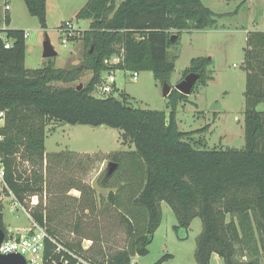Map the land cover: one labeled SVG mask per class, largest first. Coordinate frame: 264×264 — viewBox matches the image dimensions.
<instances>
[{
	"label": "trees",
	"instance_id": "obj_1",
	"mask_svg": "<svg viewBox=\"0 0 264 264\" xmlns=\"http://www.w3.org/2000/svg\"><path fill=\"white\" fill-rule=\"evenodd\" d=\"M22 1L29 16L45 29L46 0ZM217 17L201 0H87L76 18L90 21L89 28L69 39L81 42V63L69 69H55L52 62L41 69H26L25 31L0 30L5 35L4 40L0 38V112L4 113L0 157L5 183L21 206L43 193V164L46 171L47 167L57 168L53 161H80L75 153L46 155L50 123L119 130L122 145L129 147L111 155L117 166V189L108 195L109 202L121 210L126 246L101 261L87 259L93 264H137L132 263L134 257L146 256L161 223L162 202L174 214L176 233L187 231L196 218L201 221L197 264H210L213 254L224 264H260L264 248V112L256 107L264 103V32H253L246 39L242 150L195 148L192 136L196 132L183 133L176 122V109L187 96L174 89L167 96L168 114L133 108L123 92L117 98L94 96L102 75L110 71L148 72L159 84H168L178 57H169L168 49L182 32L213 28ZM5 21L8 26V19ZM172 35L175 43L170 40ZM112 57L119 62L108 65ZM210 65L209 58L191 59L182 79L193 73L205 85L211 80ZM85 71L92 76L80 90L78 85L53 87L54 83L72 84ZM25 164L27 169L22 167ZM77 191L83 195L81 188ZM2 209L0 204V229L7 235ZM43 211L41 205L32 207L29 216L55 243L83 257L80 244L74 247L55 237ZM61 255L54 244L45 241L42 264H57ZM170 258L164 255L153 264H164Z\"/></svg>",
	"mask_w": 264,
	"mask_h": 264
},
{
	"label": "rangeland",
	"instance_id": "obj_2",
	"mask_svg": "<svg viewBox=\"0 0 264 264\" xmlns=\"http://www.w3.org/2000/svg\"><path fill=\"white\" fill-rule=\"evenodd\" d=\"M12 3L11 20L17 29L28 33L25 39L24 67L41 69L52 62L55 69L78 67L82 58V44L66 40L59 32L62 22H70L75 37L88 30L90 21L76 18L77 12L87 0H47L46 28L41 29L36 18L29 16L22 0ZM202 4L218 17L213 28L204 31L182 32L178 42L171 46L169 57L177 55L168 85L171 89L181 81L191 59H211L208 80L205 85L196 83L192 94L176 109V122L183 133L196 132L192 145L201 150L244 148V92L246 71L244 68L246 39L253 32H264V0H201ZM3 21L0 18V30ZM0 38L5 39L4 33ZM48 40L56 52L52 58H43V44ZM176 38L174 40V43ZM133 72L114 73L115 91L130 97L133 108L169 113L167 97H163V85L156 82L148 72H138L136 81ZM92 73L85 71L72 84L54 83L53 87L85 86ZM97 98H105L97 90ZM215 105V106H214ZM216 107V109H212ZM264 112V103L256 107ZM120 131L108 127H90L52 122L46 128V153H75L69 163L56 161L42 174L45 179L43 193L32 196L17 210L11 208L9 197L1 198L2 223L14 233L25 232L30 227L32 207L41 205L47 227L63 243L81 246L84 258L101 261L125 248L126 226L121 221V210L108 200L109 193L117 189L112 153L129 149L122 145ZM96 154V155H95ZM71 155V154H70ZM90 155L87 159L86 156ZM95 155V156H94ZM69 159V158H68ZM24 169L28 165L22 166ZM73 185L74 189L69 190ZM83 190L81 196L77 189ZM161 223L147 247L148 254L132 259V263L153 264L164 255H169L164 264H197L195 260L196 238L202 230L201 221L194 219L187 231L176 233V219L169 206L160 203ZM264 264V248L260 254ZM210 264H224L213 255Z\"/></svg>",
	"mask_w": 264,
	"mask_h": 264
},
{
	"label": "built area",
	"instance_id": "obj_3",
	"mask_svg": "<svg viewBox=\"0 0 264 264\" xmlns=\"http://www.w3.org/2000/svg\"><path fill=\"white\" fill-rule=\"evenodd\" d=\"M3 7L5 12L9 10V6L6 5L5 2H3ZM59 32L64 37L62 44L65 45L66 40H69L74 35L75 31L73 30V26L70 22H64L59 26ZM27 36L28 33L25 32V38H27ZM5 47L8 48L9 43H6ZM118 62L119 59L117 57H112L108 61V65L117 64ZM115 72L116 71H110L102 75V81L96 88L101 95H110L113 91H115ZM136 79L137 72H133L132 80L136 81ZM3 121L4 113L0 112V126L3 125ZM5 196L12 200V209L17 210L18 207H21L5 183V166L2 158L0 157V201L2 200L1 198ZM28 218L31 221L30 227L25 232L14 233L13 231L8 230L7 235H5L2 243L0 244L1 255L18 254L24 258L26 264H42L45 241L48 240L56 246V251L62 254L57 264H69V259L74 261L73 264H93L89 260L78 256L55 243L43 227L36 224L30 216H28Z\"/></svg>",
	"mask_w": 264,
	"mask_h": 264
},
{
	"label": "water",
	"instance_id": "obj_4",
	"mask_svg": "<svg viewBox=\"0 0 264 264\" xmlns=\"http://www.w3.org/2000/svg\"><path fill=\"white\" fill-rule=\"evenodd\" d=\"M175 35H172L170 40L173 43L175 40ZM43 58H52L56 56V52L54 51L53 47L51 46L50 42L46 40L43 44ZM152 77V73H149ZM199 80V75L190 73L184 77L174 88L177 92L184 96H189L196 84V82ZM82 88V85H78L77 90H80ZM171 92V87L167 84H163V90L162 95L163 97H167L169 93ZM215 106V105H214ZM212 109H216L214 107ZM5 237L4 231L0 229V244L2 243L3 239ZM0 264H26L24 258L18 254H9V255H1L0 254Z\"/></svg>",
	"mask_w": 264,
	"mask_h": 264
},
{
	"label": "crops",
	"instance_id": "obj_5",
	"mask_svg": "<svg viewBox=\"0 0 264 264\" xmlns=\"http://www.w3.org/2000/svg\"><path fill=\"white\" fill-rule=\"evenodd\" d=\"M47 1V0H46ZM3 2H5L6 3V5H8L9 6V10L7 11V12H5L4 11V7H3ZM12 3H11V1L10 0H0V18L2 19V21H3V29L2 30H5V29H17L16 28V26H14V24L12 23V18H11V11H12ZM5 19H8V21H9V24H8V26L6 25V21H5ZM64 22H62L61 24H63ZM46 153V152H45ZM48 154H53V153H46V155H48ZM72 189H74V188H69V190H72ZM77 191V190H76ZM213 255H215V254H213ZM212 255V256H213ZM211 256V257H212ZM216 256V255H215ZM135 258V257H134Z\"/></svg>",
	"mask_w": 264,
	"mask_h": 264
}]
</instances>
